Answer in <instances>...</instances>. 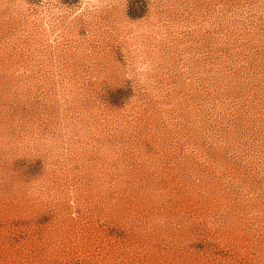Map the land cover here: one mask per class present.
<instances>
[{
  "label": "rangeland",
  "instance_id": "374dc122",
  "mask_svg": "<svg viewBox=\"0 0 264 264\" xmlns=\"http://www.w3.org/2000/svg\"><path fill=\"white\" fill-rule=\"evenodd\" d=\"M0 264H264V0H0Z\"/></svg>",
  "mask_w": 264,
  "mask_h": 264
}]
</instances>
